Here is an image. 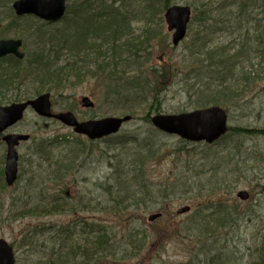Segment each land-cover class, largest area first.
I'll return each mask as SVG.
<instances>
[{"label":"rangeland","instance_id":"rangeland-1","mask_svg":"<svg viewBox=\"0 0 264 264\" xmlns=\"http://www.w3.org/2000/svg\"><path fill=\"white\" fill-rule=\"evenodd\" d=\"M16 1L0 0V39L24 58L0 60V105L50 94L80 123L132 118L91 140L28 109L9 130L30 137L13 186L0 138V241L16 264H264V0H169L192 11L176 44L166 0H68L52 24ZM213 107L227 132L212 142L154 124Z\"/></svg>","mask_w":264,"mask_h":264},{"label":"water","instance_id":"water-1","mask_svg":"<svg viewBox=\"0 0 264 264\" xmlns=\"http://www.w3.org/2000/svg\"><path fill=\"white\" fill-rule=\"evenodd\" d=\"M67 0H20L13 5L18 16L34 14L50 22H57L63 18L66 11ZM166 19L170 28H176L175 43L181 40L186 33V28L190 20V9L175 7L166 14ZM22 41L0 40V58L14 54L23 59L24 54L20 52ZM49 95L43 96L36 101L23 104L12 105L0 108V134L9 127L20 121L26 109L32 106L40 115L51 116ZM69 126L75 127L76 132L87 134L91 139H100L112 134H116L122 125L131 120V117L123 119L109 118L88 123H78L71 113L57 116ZM226 113L220 108H213L194 114H184L180 116H159L154 119L156 127L180 135L182 138L192 142L209 141L222 136L227 132ZM29 136L10 135L4 138L8 144L9 151L6 167V181L12 186L18 178V153L15 149L20 141H27ZM246 198V196H245ZM187 211V210H186ZM0 264H16L15 253L5 241H0Z\"/></svg>","mask_w":264,"mask_h":264},{"label":"trees","instance_id":"trees-1","mask_svg":"<svg viewBox=\"0 0 264 264\" xmlns=\"http://www.w3.org/2000/svg\"><path fill=\"white\" fill-rule=\"evenodd\" d=\"M168 2H169V0H166V4H165V6H164V8L165 9H167L168 8V6H169V4H168ZM203 8H205V6L203 7ZM83 42V41H82ZM2 175H3V173H2ZM215 218H218V219H220L221 221H222V224L220 225V228L221 227H223V226H225V224H223V221H226L228 218H230V216L229 215H226L225 214V210H224V213L221 211V212H219V213H217V215L215 216ZM203 221H207L206 219H203L202 221H200L201 222V225L200 224H197V231H199L200 232V230L202 231V233L203 234H207V231H206V229H207V227L208 226H206V225H204L203 224ZM201 226H202V228H201ZM225 228V227H224ZM198 232V233H199ZM65 233V232H64ZM63 236H64V234H62ZM199 236H201V233H199ZM62 237H60L59 238V240L58 241H56L55 242V244L56 243H59V244H56L58 247V249H59V252L61 253V254H56V253H53L52 254V256H56L57 255V257L59 258H62V253H65V250H66V248L62 245V241H63V239H61ZM51 247L50 246H48V245H45V247L43 248V249H50ZM44 252V258L46 257V255H47V253L45 252V251H43ZM68 253H70V252H68ZM36 254V251H35V249H34V251L32 252V254L31 255H35ZM72 256H71V260H78L79 259V255L77 254V253H70ZM80 255H83V253H80ZM94 255V254H93ZM96 255V254H95ZM86 256V254H84V256L83 257H85ZM93 257V256H92ZM56 258V257H55ZM57 259V258H56ZM91 262L92 261H89V262H87V263H82V264H91ZM63 264H67L66 262H63Z\"/></svg>","mask_w":264,"mask_h":264}]
</instances>
